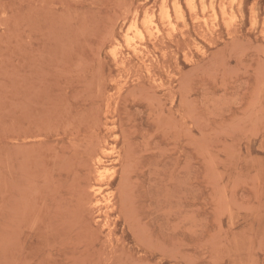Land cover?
Listing matches in <instances>:
<instances>
[{
	"label": "rangeland",
	"instance_id": "1",
	"mask_svg": "<svg viewBox=\"0 0 264 264\" xmlns=\"http://www.w3.org/2000/svg\"><path fill=\"white\" fill-rule=\"evenodd\" d=\"M0 264H264V0H0Z\"/></svg>",
	"mask_w": 264,
	"mask_h": 264
},
{
	"label": "bare ground",
	"instance_id": "2",
	"mask_svg": "<svg viewBox=\"0 0 264 264\" xmlns=\"http://www.w3.org/2000/svg\"><path fill=\"white\" fill-rule=\"evenodd\" d=\"M237 2V1H236ZM193 3V2H192ZM195 4V3H194ZM164 4H162L161 6H163ZM193 5V4H192ZM204 5V4H203ZM224 5V4H223ZM212 6V5H211ZM195 7H196V4H195ZM224 7V10H226V8H225V6H223ZM197 8V7H196ZM177 9V8H176ZM212 9H213V7H212ZM233 9V8H232ZM231 9V10H232ZM197 10V9H196ZM180 11V10H179ZM184 11V10H183ZM196 12V11H195ZM233 12V11H232ZM154 14V13H153ZM177 14V13H176ZM215 14H216V12H215ZM226 14V13H225ZM168 15H169V11H168ZM224 15V14H223ZM180 16H182V14L180 15ZM235 16V15H234ZM184 17V16H183ZM216 17V16H215ZM236 17V16H235ZM198 18H199V16H198ZM224 18V17H223ZM153 19V18H152ZM168 20V19H167ZM181 20H182V18H181ZM182 21H184V20H182ZM170 23H171V20H170ZM173 25V24H172ZM172 27V26H171ZM174 27V26H173ZM146 29H147V31H148V34H149V36L151 37V39L152 40H158L159 39V35H160V30H159V28L158 27H156V26H154L153 25V21L152 20H149L148 22H147V25H146ZM170 32V31H169ZM141 37H142V35H141ZM143 40H144V37H143ZM126 41H127V44H128V46H129V49H130V51L132 52V53H134V54H136V55H141V54H145L146 52H145V50L143 51V48H144V46H146L145 45V43L142 41V40H140V41H135L133 38H131L130 36H127V38H126ZM101 162H102V157H100L99 159H98V163H97V167H96V171L98 170V169H100L101 167H102V165H101ZM94 188V190L93 191H95V187H93ZM92 188V189H93ZM101 189V188H100ZM102 190V189H101ZM99 191V190H98ZM94 193H97V191L96 192H94ZM100 193H101V191H100ZM98 194V193H97ZM97 199V198H96ZM108 201V198H98L97 199V202H99V203H103V202H107Z\"/></svg>",
	"mask_w": 264,
	"mask_h": 264
}]
</instances>
